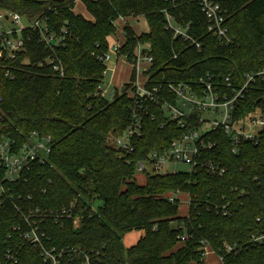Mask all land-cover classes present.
Masks as SVG:
<instances>
[{
  "label": "trees",
  "instance_id": "1",
  "mask_svg": "<svg viewBox=\"0 0 264 264\" xmlns=\"http://www.w3.org/2000/svg\"><path fill=\"white\" fill-rule=\"evenodd\" d=\"M76 1L0 0L1 10L18 12L32 22L44 18L53 32L67 28L64 43L55 49L64 66L63 76L47 62L52 51L40 41L36 28L23 29L25 45L15 59H7L0 49V140L9 135L23 143L33 131L53 137L47 161L25 171V180L9 184L12 193L15 199L22 193L17 203L23 209L56 210L74 204L72 218L65 219L63 226L43 221L49 236L46 245L98 250L103 264H204L203 241L215 251L225 243H239L241 251L225 255L224 264H264V244L249 241L250 232L264 226V140L244 142L238 153H232L227 135L219 130L216 136L213 133L219 138L210 155L227 167L225 175H211L204 169L148 172L145 183L138 184L134 177L137 162L169 146L182 130L174 122L161 127L163 115L152 106L144 118L143 137L135 142L136 152L128 163L109 138L130 121L129 85L112 100L96 95L106 69L99 57L108 50L107 38L116 30L115 21L139 15L145 17L149 31L137 34L128 26L122 52L132 54L138 44L149 45L154 79L165 75L187 80L211 73L230 75L232 86L237 87L245 73L264 68V0H221L229 34L234 37L230 45L207 30L197 0H81L91 19L74 11ZM167 12L175 23L188 26L191 40L175 36L167 27ZM7 70L11 76H6ZM255 108L264 116L261 79L251 85L237 114ZM235 187L238 192L232 191ZM182 192L191 198L185 217L179 215V200L169 201V194ZM223 195L232 201L230 216L209 206L220 199L223 202ZM98 200L101 204L96 205ZM76 215L80 217L77 228L73 225ZM22 221L9 201L0 205V264L10 243L22 239L13 230ZM134 230H143V235L126 248L123 239ZM180 234L189 238L181 242ZM40 254L24 242L18 264H45ZM61 264H81V259L65 258Z\"/></svg>",
  "mask_w": 264,
  "mask_h": 264
},
{
  "label": "built area",
  "instance_id": "2",
  "mask_svg": "<svg viewBox=\"0 0 264 264\" xmlns=\"http://www.w3.org/2000/svg\"><path fill=\"white\" fill-rule=\"evenodd\" d=\"M201 12L207 22V30L222 44L230 45L234 37L229 34L227 25V11L223 8L221 0H197ZM137 17V16H132ZM12 18L13 25L0 32V49L5 52L6 58L13 60L16 58L25 45L22 31L28 26L36 28L40 41L46 49L52 51L47 62L52 65V69L58 75L65 73L64 66L60 58L55 54V49L64 43L67 28L62 27L56 33L49 29L44 18L35 19L28 26H23L21 20L23 16L15 11L2 10L0 21ZM127 17H119L115 21L116 30L108 36V50L99 57V60L106 65L104 80L97 90L96 95L108 100L115 98L118 92H122L123 85L116 86L115 93L109 91V86H113L110 79L106 80L107 73L111 70V64L128 65L129 77L125 81L126 94L130 98L129 112L130 121L119 133L112 135L111 145L116 149L119 156L126 162L133 160L136 152L135 142L143 137L144 118L150 113L152 106L157 107L163 119L161 127L166 122H174L182 130V133L174 138L169 146H164L151 151L144 159L137 162L136 172L146 175L148 172L160 173L164 165L168 163H183L188 166L187 172L195 173L199 170H206L211 175L223 176L228 171L227 167L210 155L218 145L216 136L221 130L228 137V144L232 153H238L240 145L246 142L258 144L264 140V116L260 108H255L242 115L237 114L239 103L245 100L251 85L257 80H264V68L249 71L243 75V82L232 86L231 77H222L205 73L195 79L176 80L167 78L165 75L154 79L150 73L154 64V57L150 53L149 45L138 44L133 53L122 52L127 43L126 28L131 27L127 23ZM167 27L174 31L175 36L181 35L184 40H191L188 35V26H182L174 22V17L166 13ZM1 28V25H0ZM132 28V27H131ZM133 29V28H132ZM193 43L200 48V44L193 40ZM2 51L0 52V56ZM176 57V55H174ZM113 72V70H112ZM6 76H11L7 70ZM2 97L0 96V102ZM154 118V114L152 115ZM218 131V132H217ZM220 133V132H219ZM53 137L44 135L37 131L29 134L23 143H19L11 136H3L0 140V205L9 201L22 216L23 221L13 226V230L22 238L18 242L10 243L6 249L5 260L2 264H18L20 250L25 243L40 250V255L45 264H61L67 258L69 261L81 259V264H103V257L100 252L87 250L81 246L68 245L57 249L55 246L48 247L46 241L49 240L48 230L43 226V221L49 219L54 223L63 226L64 220L72 218L69 208L60 209H23L17 203L24 196L12 193L9 184H15L24 179L23 173L29 170L36 162L44 163L52 151ZM135 172V174H136ZM163 172L162 174H165ZM255 180L258 177L254 178ZM25 180V179H24ZM233 192H238L239 188H232ZM173 194H169V201L174 202ZM189 195V194H188ZM243 192H240V196ZM220 200L209 203L216 212L223 216H230L233 213L231 199L225 195ZM188 204H191L189 195ZM213 204V205H211ZM258 223H263L261 217H257ZM73 225L77 228L80 225V217L73 216ZM189 238L188 234H180L181 242ZM249 241L255 245L264 244V226L250 232ZM242 247L239 243H225L218 251L211 245L203 241L201 250L204 261L208 253L215 254L221 264H224L225 255L237 253Z\"/></svg>",
  "mask_w": 264,
  "mask_h": 264
},
{
  "label": "rangeland",
  "instance_id": "3",
  "mask_svg": "<svg viewBox=\"0 0 264 264\" xmlns=\"http://www.w3.org/2000/svg\"><path fill=\"white\" fill-rule=\"evenodd\" d=\"M80 8V4H77L75 6V11H78ZM2 12V10L0 9V13ZM82 12V11H81ZM83 15L86 16L87 18H92L87 12L86 10H83ZM142 21V19H141ZM31 20L27 19V18H22L21 20V24L23 26H28L31 24ZM127 23L130 24L131 26H135L136 28L138 27V23L136 22L135 19L133 18H128L127 19ZM0 32L4 31L5 29H7L8 27L12 26V18L4 20V21H0ZM138 29V28H137ZM141 32V31H140ZM129 66L128 65H113L111 64V70L107 73L106 76V80L109 81L110 79L112 80L113 84L115 83L113 80V76H115L116 74V83H118V85H123V86H127L126 82L128 80V75H129ZM113 70V72H112ZM115 84L112 86H109V91L113 94V92L115 93ZM109 142H111V138H109ZM164 169L165 171L161 170L159 171L160 173L166 172V173H172V172H176V171H187L188 170V166L183 164V163H168L164 165ZM135 180L138 184H144L146 181V175H144L143 173L140 172H136V174L134 175ZM174 198H176L177 200H179V215L180 216H187L188 215V211H189V204H188V199H189V195L187 193H176L173 194ZM101 204V201L98 200L96 201V205ZM143 235V230L137 231L134 230L132 232H130L129 234H127L124 239V246L126 248L134 245L136 243V241L139 239L140 236ZM204 264H221V262L219 261V259L217 258V256L215 254H210L208 253L207 256L205 257V261Z\"/></svg>",
  "mask_w": 264,
  "mask_h": 264
},
{
  "label": "crops",
  "instance_id": "4",
  "mask_svg": "<svg viewBox=\"0 0 264 264\" xmlns=\"http://www.w3.org/2000/svg\"><path fill=\"white\" fill-rule=\"evenodd\" d=\"M77 4H80V8H79V10L78 11H75V8H74V11L76 12V13H80V14H82L83 15V10H86V7H85V5L83 4V2L81 1V0H77L76 1V5ZM82 11V12H81ZM86 12L88 13V11L86 10ZM89 15H90V13H88ZM91 16V15H90ZM86 17V16H85ZM92 17V16H91ZM87 18V17H86ZM129 19L130 18H133V19H135L136 20V22L138 23V29L135 27V26H131L132 28H133V30L137 33V34H141V33H144V32H148L149 31V26H148V23H147V21H146V19H145V17L144 16H142V15H139V16H137V17H132V16H130V17H128ZM90 19V18H89ZM141 19H142V21H141ZM141 31V32H140ZM116 74H115V76H113V80H114V82H115V84H116V86L118 87V86H120V85H118V83H116Z\"/></svg>",
  "mask_w": 264,
  "mask_h": 264
}]
</instances>
